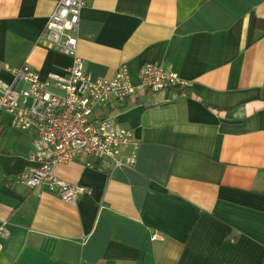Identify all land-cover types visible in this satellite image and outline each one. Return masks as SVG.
Returning a JSON list of instances; mask_svg holds the SVG:
<instances>
[{
  "label": "crops",
  "instance_id": "obj_1",
  "mask_svg": "<svg viewBox=\"0 0 264 264\" xmlns=\"http://www.w3.org/2000/svg\"><path fill=\"white\" fill-rule=\"evenodd\" d=\"M57 1L0 0V80L6 65L70 67L39 41ZM84 1L74 35L92 80L125 64L136 84L163 64L188 92L98 109L132 132L137 157L111 172L58 164L85 189L75 205L17 180L37 131L0 114V264H264V0Z\"/></svg>",
  "mask_w": 264,
  "mask_h": 264
},
{
  "label": "built area",
  "instance_id": "obj_2",
  "mask_svg": "<svg viewBox=\"0 0 264 264\" xmlns=\"http://www.w3.org/2000/svg\"><path fill=\"white\" fill-rule=\"evenodd\" d=\"M84 0H58L46 19L39 41L49 50L71 59L64 73L40 77L29 65H6L10 82L0 80V114L11 116V127L18 131L35 128V149L27 168L17 180L33 189H44L62 202L75 205L85 189L58 178V164L79 163L83 167L111 172L132 167L138 142L132 132L114 119L95 114L111 100L120 104L145 92H164L173 87H187L169 65L145 64L132 83L125 64L110 79L92 80L83 60L77 55L80 11ZM129 149L128 154L123 150ZM6 221L0 222L2 239L8 236ZM156 235L152 236L155 240Z\"/></svg>",
  "mask_w": 264,
  "mask_h": 264
},
{
  "label": "trees",
  "instance_id": "obj_3",
  "mask_svg": "<svg viewBox=\"0 0 264 264\" xmlns=\"http://www.w3.org/2000/svg\"><path fill=\"white\" fill-rule=\"evenodd\" d=\"M256 28L260 29L264 32V20H257L256 21ZM168 92H172L173 94H186L188 92V86L187 87H173L168 90Z\"/></svg>",
  "mask_w": 264,
  "mask_h": 264
}]
</instances>
